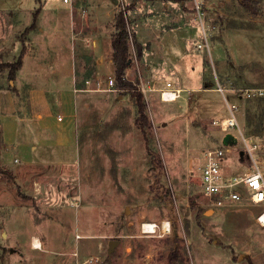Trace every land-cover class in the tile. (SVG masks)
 I'll return each instance as SVG.
<instances>
[{
  "label": "rangeland",
  "instance_id": "obj_1",
  "mask_svg": "<svg viewBox=\"0 0 264 264\" xmlns=\"http://www.w3.org/2000/svg\"><path fill=\"white\" fill-rule=\"evenodd\" d=\"M252 1L253 8L246 9L237 0H202L207 18L216 24L223 13L232 15L225 20L231 28L223 38L209 39V51L197 48L198 40H188L183 54L173 36L166 54L170 67L154 71L156 86L149 87L157 89L167 80L178 84L173 74L178 71L188 90L175 102H163L151 92L143 95L144 135L135 123L131 91L115 89V81L107 89L106 78L113 74L108 62L97 61L121 11L114 0H72L71 5L0 0V64L15 63L19 39L36 17L37 28L24 35L30 40L25 47L30 58L19 76L47 93L53 116L65 112L59 101L74 112L65 141L40 151L44 162L34 166H26L24 152L15 147L35 145L42 134L33 127L28 108L22 105L15 113L22 121L8 143L12 153L6 165L0 152V168L13 175H0V223L8 234H0V264H264V228L255 221L257 208L246 200L214 208L200 181L203 152L227 143L229 134L213 124L229 116L227 104L238 107L241 129L258 139L264 153V97L240 98L237 91L264 89V29L259 36L239 30L249 25L247 15L258 14L264 23V0ZM190 7V0H124L128 31L142 50L138 59L130 43L125 77L137 90L149 77L147 63L160 60L155 50L162 33L175 28L177 15L191 24ZM146 52L152 54L146 58ZM8 77L9 69L2 68L4 90L16 85ZM218 87L222 91L214 90ZM238 155V148L230 149L224 171L248 169L243 157L238 165ZM143 223L158 228L142 233ZM31 235L42 240L41 250L29 247ZM111 240L118 244L108 255Z\"/></svg>",
  "mask_w": 264,
  "mask_h": 264
},
{
  "label": "crops",
  "instance_id": "obj_2",
  "mask_svg": "<svg viewBox=\"0 0 264 264\" xmlns=\"http://www.w3.org/2000/svg\"><path fill=\"white\" fill-rule=\"evenodd\" d=\"M114 5L116 6L115 0H114ZM190 16L191 17H190L188 22H191V24L187 23L188 24L187 25V24H185V20H184L185 15H184V17H183V15H177L176 19H175L176 22L174 24L175 28L169 29V30H167V32L162 33V35L160 36V40H159V46L157 45V50H155V53H157V54L160 53V57H159L160 60L156 61V60L152 59L150 64L147 63L146 67H147L148 71H150V72H149V77L146 80V83H144L142 81L143 85H145V86H150V85L156 86V79H155L156 75L153 72L154 71L156 72L158 69L163 70L166 68L168 69V67H170V65H168V62L166 61L167 57H168V56H166V54L170 53L168 46H171L170 43H173L172 42L174 40L173 36L177 37L175 45H181V51L183 54L187 52L186 47H187L188 40L189 41L194 40L196 42L198 40V43H199V31L196 27V24L194 23L193 14L190 13ZM230 16H232V15H228V14L223 13L219 17V19H217V30L214 33L213 37L223 38V35H225V33L228 32L227 30L230 29L231 27L226 26L225 20L227 18H229ZM246 19L248 20L249 25H244L241 28H239V30L253 31V32H255V34H257L256 36H259L258 31L261 32L264 29V23L261 21L260 15H258V14L255 16H248L247 15ZM27 27H29V25ZM27 27H25V29ZM233 27H235V26H233ZM35 28H37L36 23H35L34 29ZM232 29H235V28H232ZM70 30H71V38H72V36H73V21L70 25ZM152 38H154V41H156L158 43L157 35H153ZM19 42H20V40H19ZM105 42H108L105 45L103 44L102 49L104 50L103 52L105 54L104 53L100 54L97 61L99 64H103V63L108 62V70L111 74H113L114 67L112 64L111 36H110V39L106 40ZM27 43L30 44V40H28V39L25 40V47L27 46L26 45ZM149 54H152V53L146 52V58L149 56ZM104 55H107L106 56L107 58H105ZM29 58H30V55L27 54V52H26L25 56L23 57L22 67L15 74L14 82L16 85L14 87V90H11V89L10 90L9 89L4 90V89L0 88V100H1V102H0V115H1L0 130H1V136H2V144L0 146V152H1V158H2L3 163L5 165H6L7 161H10V159H11L10 155L12 153L11 152L12 149L8 147V143L13 141V138H15L16 135L18 134L19 130L17 127H18L19 123H21V121H22L21 118L16 117L15 113H17L18 108H21L22 105L25 108H28L29 113L32 115L33 127L38 132H40L42 134V137L38 138V141L35 142V145L29 146V144H20V143L16 145L15 149H16L17 153H19L18 151L24 152L23 156L25 159V165L26 166H34V165L41 164V162L43 163L44 161L41 160V156L39 154L40 151L49 150L53 147H58L61 145V143L63 141H65L67 132L69 131V128L71 126L72 118L74 117V112L72 111V113H71L70 107L68 106L67 102H63V101L62 102L59 101V103H60L59 105H61L62 109L65 112H63V114L57 113L56 116H53L51 107L49 106L50 103H49L47 93L44 92V90H42V89L38 90L35 88H31L32 86L29 84L27 86V83L25 82V81H27V79L26 78L25 79L20 78L21 75L19 76V74L21 72H23V70L25 69ZM150 59H151V57H150ZM159 62L162 63V65L160 64L161 66H158ZM169 69H171V68H169ZM173 74L176 76L178 84L174 85L173 82L170 80H167L166 83L170 82L174 87H178L180 89H183L184 91L188 90V88H184L183 86H181L180 83L182 82V77L179 75V72L173 71ZM162 81H163V79H162ZM162 81H161V83H162ZM73 83H74V78L73 79L71 78L72 93L74 95H76V91H73L74 90L73 89L74 88ZM146 84H148V85H146ZM160 86L164 87V84L162 83ZM161 87H159V88H161ZM216 89L217 88H214V90H216ZM154 93H155V95L158 94L156 92H151L150 94L154 95ZM22 94L24 95V100L20 99L21 98L20 96H22ZM54 101H56V100H54ZM58 117H61V119L59 120ZM223 119H225V118H223ZM215 121H217V120H215ZM48 131H52L53 135H49ZM230 133L231 132H228L229 135H231ZM244 133L246 134V132H244ZM246 135H248V133ZM250 136H252V135H250ZM256 140L258 141V139H256ZM226 146H228V145H225V147ZM232 148H238V147H234V145H233ZM240 152L241 151H239V153ZM15 159L18 161V159L15 156H13L12 161L15 162ZM235 160L237 163L239 161V163L242 164L241 161H243V158L240 155H238V157L235 158ZM239 163H238V165H240ZM224 173L226 175H232L233 174L232 172H226V171H224ZM227 173H229V174H227ZM243 200H246V199H243ZM253 207L257 208V212H256V215H257V213L260 211V208H258L256 206H253ZM0 234H3V236L5 238L8 237V234L6 233L2 222L0 223ZM76 235L79 236L78 234H76ZM84 236H85L84 238L86 240H88L89 237L87 235H84ZM99 237H102V236L101 235L97 236V238H99ZM81 238H82V236H79L76 239H81ZM34 240H37L39 242V246H40L39 248L34 247V245H33ZM13 243L16 244V242H12V244ZM28 243H29V240H28ZM42 244H43V242L39 238V236L31 235L30 243L28 244L30 248L41 250ZM8 253H10V252L8 251ZM8 253H5L3 256H5Z\"/></svg>",
  "mask_w": 264,
  "mask_h": 264
},
{
  "label": "built area",
  "instance_id": "obj_3",
  "mask_svg": "<svg viewBox=\"0 0 264 264\" xmlns=\"http://www.w3.org/2000/svg\"><path fill=\"white\" fill-rule=\"evenodd\" d=\"M64 3L72 4V0H62ZM190 10L193 14L194 23L199 30V43L197 48H204L209 51L208 41L214 36L217 24L211 18H207L203 10L202 0H190ZM115 4L120 6L125 14L124 0H115ZM107 89L114 88V78L107 76ZM139 92L146 96L149 92L158 93L159 99L163 102H175L183 93V89L174 87L170 82L164 87L152 89L140 83ZM216 90L222 91L221 87ZM233 90V89H232ZM77 91V90H74ZM240 98L253 99L264 97V89H237ZM238 107L235 104H227L229 116L225 119L214 121L222 132L230 133L235 139V146L243 153L245 161L249 162L246 171L239 174L226 175L223 170L224 160L232 146L211 148L203 152V160L200 168V181L204 197L214 208H221L226 203H236L246 199L251 205L260 208L255 216L256 223L264 228V153L261 151V144L253 136L246 135L240 128L235 113ZM60 120L61 117H58ZM145 224L141 225V232L144 233ZM154 230L158 226L154 223Z\"/></svg>",
  "mask_w": 264,
  "mask_h": 264
},
{
  "label": "trees",
  "instance_id": "obj_4",
  "mask_svg": "<svg viewBox=\"0 0 264 264\" xmlns=\"http://www.w3.org/2000/svg\"><path fill=\"white\" fill-rule=\"evenodd\" d=\"M174 3H183L185 0H168ZM238 3L246 9L253 8L252 0H237ZM36 23V17H33L32 23L24 29L22 36L20 37V42L22 48L19 52L18 58L13 64H0V70L4 67L9 69V83L14 81L16 72L22 67L23 57L26 54L25 50V39L24 35L29 31L33 30ZM114 30L111 35V50H112V64L114 67L113 78L115 81V89L131 91L132 96L135 99V106L137 108L138 116L135 123L140 127L142 133L145 135V130L147 127V116L145 115V103L143 101V95L134 87V85L126 80V72L130 67V43L132 42L136 51L138 59L141 58L142 50L140 43L136 40L134 34H130L128 31V20L125 14L120 11L114 18ZM1 88V87H0ZM11 90H14L10 86ZM2 144L1 130H0V146ZM0 175L8 176L9 179L13 178V175L6 169L0 168Z\"/></svg>",
  "mask_w": 264,
  "mask_h": 264
},
{
  "label": "bare ground",
  "instance_id": "obj_5",
  "mask_svg": "<svg viewBox=\"0 0 264 264\" xmlns=\"http://www.w3.org/2000/svg\"><path fill=\"white\" fill-rule=\"evenodd\" d=\"M145 224V226H143V228H144V233H154L155 232V230H154V223H144ZM162 230L164 231V232H167V231H169V223L168 222H166V221H164L163 223H162ZM34 247L35 248H39L40 246H39V242L37 241V240H34Z\"/></svg>",
  "mask_w": 264,
  "mask_h": 264
},
{
  "label": "water",
  "instance_id": "obj_6",
  "mask_svg": "<svg viewBox=\"0 0 264 264\" xmlns=\"http://www.w3.org/2000/svg\"><path fill=\"white\" fill-rule=\"evenodd\" d=\"M235 144V139L232 137V135H229L228 138H227V143L225 145H228V146H233ZM239 155L242 157L243 156V153L240 152ZM118 244V241L116 240H111L108 244L109 246V250H108V255L111 254L112 250L114 249V247ZM241 258V257H240Z\"/></svg>",
  "mask_w": 264,
  "mask_h": 264
}]
</instances>
